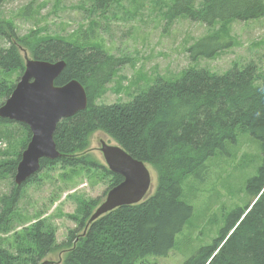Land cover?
<instances>
[{"label":"trees","instance_id":"trees-1","mask_svg":"<svg viewBox=\"0 0 264 264\" xmlns=\"http://www.w3.org/2000/svg\"><path fill=\"white\" fill-rule=\"evenodd\" d=\"M34 1L25 9L32 10ZM88 1L94 11L113 2ZM181 16L206 27L220 25L188 49L191 61L211 59L231 47L230 40L222 39L224 25L264 17V0H174L164 18L170 24ZM6 29L11 32V24L0 21V37L8 41L7 47H0V101L15 87L10 76L24 70L20 47L35 60L64 61L54 85L76 80L86 92L85 109L56 125L53 141L60 156L41 159L39 172L59 169L88 174L101 169L107 190L117 186L122 178L98 167L86 155L89 136L100 131L134 159L150 165L157 174V185L143 202L119 207L89 225L99 199L77 200L75 212L68 216L77 227L68 231L61 245L56 243L55 226L45 218L34 221L14 235L16 248L0 240V264H40L59 248L66 249L61 264H147L148 258L167 257L176 235L193 214V207L183 201L182 183L206 171L207 160L216 153L228 155V145L236 143V131L255 140L261 155L256 174L245 184L249 199L256 200L251 207L249 202L246 208L228 213L218 236L184 264H264V74L257 75L252 62L220 75L190 68L175 80L157 77L129 101L98 105L95 100L128 60L87 42L46 37L32 42L31 36L13 40ZM29 139L25 125L0 118V144L6 145L0 150V181L12 180L9 193L0 197L3 234L13 226L24 188L42 182L35 175L20 187L13 183Z\"/></svg>","mask_w":264,"mask_h":264},{"label":"rangeland","instance_id":"rangeland-1","mask_svg":"<svg viewBox=\"0 0 264 264\" xmlns=\"http://www.w3.org/2000/svg\"><path fill=\"white\" fill-rule=\"evenodd\" d=\"M31 1L0 0V21L11 24L12 31L6 30L13 40L16 36L29 40L28 36H31L32 42L43 37L87 42L102 48L108 55L128 60L117 69L111 82L105 85L104 93L95 100L98 105L129 101L151 85L155 78L175 80L190 68L220 75L233 66L241 68L252 62L257 75L264 74V17L225 24L222 39L223 42L230 40L231 47L211 59L191 61L188 49L199 39L215 32L220 25L206 27L182 16L167 24L164 13L174 0H113L107 7L95 11L88 0H36L32 10H26ZM7 45V39L0 37V47ZM23 51L29 59L32 56L20 47L24 67ZM22 73L12 74L10 80L16 84ZM101 142L116 145L109 136L96 131L88 138L86 155L98 167L108 170L99 150ZM5 146L1 143L0 150ZM260 159L256 141L248 134L236 131V143L228 145V155L216 153L207 160L206 171L182 183L183 201L193 207V214L176 235L174 247L167 257L148 258L145 263L184 264L202 246L209 245L224 226L228 213L236 208H246L250 203L251 207L256 200L249 199L245 184L256 174ZM146 166L151 176L149 195H152L157 174L150 165ZM75 171L57 169L36 175L42 182L40 185L30 183L24 188L11 230L5 234L0 232L4 246H14V235L40 218L55 226L58 245L65 242L68 231L77 227L68 218L75 212L77 200L97 198L100 204L108 192L101 169L88 174ZM11 181H0V197L9 193ZM65 252V248H59L45 260L61 264Z\"/></svg>","mask_w":264,"mask_h":264},{"label":"water","instance_id":"water-1","mask_svg":"<svg viewBox=\"0 0 264 264\" xmlns=\"http://www.w3.org/2000/svg\"><path fill=\"white\" fill-rule=\"evenodd\" d=\"M25 51H23L24 53ZM23 73L9 97L0 106V118L25 125L30 139L20 155L13 181L17 187L40 171V160L60 156L53 141L60 120L84 110L87 97L76 80L57 87L54 81L65 67L63 61L46 62L29 59L24 53ZM100 152L108 171L122 178L121 183L106 193L94 209L87 225L122 206H132L146 200L151 188L149 170L119 145L101 142ZM40 264H54L49 260Z\"/></svg>","mask_w":264,"mask_h":264},{"label":"bare ground","instance_id":"bare-ground-1","mask_svg":"<svg viewBox=\"0 0 264 264\" xmlns=\"http://www.w3.org/2000/svg\"><path fill=\"white\" fill-rule=\"evenodd\" d=\"M64 62V61H63ZM65 63V62H64ZM78 82V81H77ZM79 83V82H78ZM81 85V84H80ZM82 86V85H81ZM83 87V86H82ZM84 88V87H83ZM85 90V89H84ZM86 93V92H85Z\"/></svg>","mask_w":264,"mask_h":264}]
</instances>
